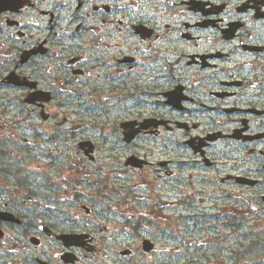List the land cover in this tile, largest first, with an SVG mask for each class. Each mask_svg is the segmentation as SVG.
<instances>
[{
    "label": "flooded vegetation",
    "instance_id": "1",
    "mask_svg": "<svg viewBox=\"0 0 264 264\" xmlns=\"http://www.w3.org/2000/svg\"><path fill=\"white\" fill-rule=\"evenodd\" d=\"M80 170L157 186L158 226L66 204ZM175 219L206 238L143 263ZM103 241L141 258L99 264H264V0H0V264H94Z\"/></svg>",
    "mask_w": 264,
    "mask_h": 264
},
{
    "label": "rangeland",
    "instance_id": "2",
    "mask_svg": "<svg viewBox=\"0 0 264 264\" xmlns=\"http://www.w3.org/2000/svg\"><path fill=\"white\" fill-rule=\"evenodd\" d=\"M78 157L75 155H72V157H68L64 159V162L70 165L71 161L76 160L78 161ZM86 165L87 162L85 161ZM88 170V166H87ZM79 186H77L75 189L70 190L68 186H71V184H68L67 186H63V188H60V192L63 194V199L65 200L66 204H71V202H68L69 199H78L77 203H83L86 205H91L95 203V207L97 209L101 208V203L99 202L100 200H108L112 199L114 202L113 209L117 210V212H124L127 210V215H132L133 213L141 215L142 222L144 225H149L152 228H155L158 226V221L159 219H150L147 218V215L145 214L146 211L149 210V208L154 204L153 199H158L156 193H154L155 188L157 186H125L123 189L118 190L117 186H114L113 189L110 191L109 186H89L88 182H83L82 180L84 178H87L86 175L82 174V171L80 170L79 172ZM161 191H167L165 195H163L161 198L159 196V206L158 209L162 214H169L173 215L174 213H171V207L176 208V213L180 214V212H183V209L181 210L182 205H179L178 199L181 196L177 191V193L173 191H169L168 189H161ZM116 192V193H115ZM107 193L108 196L106 195ZM175 194V195H174ZM170 195V196H168ZM134 199V205L130 204L129 202H123V201H118V199ZM162 200L165 199H170L173 200L175 199V203L173 205L166 204L163 205L161 202ZM75 204V203H74ZM138 209V211L135 210ZM181 206V207H180ZM78 212L80 214L85 215L83 209L80 207L78 209ZM118 212V213H119ZM126 215V213H124ZM144 215V216H143ZM139 216V215H137ZM148 220L149 222H147ZM190 223H193L191 221H187L186 219H180L176 220L173 223V228L172 231L175 230V240L174 243L171 241H166L163 240L161 237H157L156 235L153 236L154 240L158 238V246L160 247V251H158L154 256L150 255H143L144 256V261L143 263H149L150 261H153L154 259L157 258V261L162 262L163 258L172 254L173 252L181 254V251L188 249L189 251H192V247H197L199 243L201 242V237L206 238L204 233L196 232L193 231L192 226ZM160 228L164 227L166 224L163 221H160ZM108 225L111 226L112 230H116L120 227H118L115 223L111 222L108 223ZM199 225V223H197ZM101 233H104L101 232ZM171 234V233H170ZM178 235V237H176ZM103 237V236H100ZM116 242H120L123 244V239L118 238L115 240V242H111L112 244L116 245ZM263 244V243H262ZM174 246L179 247V249H175V251H169L164 249V246ZM103 246H104V241L102 245H99V248H101L100 252H97L98 254L92 257V262L94 264H99V263H114L117 261H120L121 259L115 258L114 253H103ZM141 258V255H135L131 259H123L121 262H129V263H138L139 259ZM84 261V260H81ZM90 262L91 260H87ZM91 263V262H90Z\"/></svg>",
    "mask_w": 264,
    "mask_h": 264
},
{
    "label": "water",
    "instance_id": "3",
    "mask_svg": "<svg viewBox=\"0 0 264 264\" xmlns=\"http://www.w3.org/2000/svg\"><path fill=\"white\" fill-rule=\"evenodd\" d=\"M81 236H82V235H81ZM79 237H80V236H79ZM148 243H149V240L145 239L143 245H144V248H145L146 250H149V249L151 248V246L148 245Z\"/></svg>",
    "mask_w": 264,
    "mask_h": 264
}]
</instances>
